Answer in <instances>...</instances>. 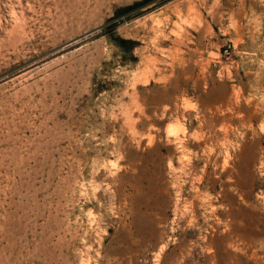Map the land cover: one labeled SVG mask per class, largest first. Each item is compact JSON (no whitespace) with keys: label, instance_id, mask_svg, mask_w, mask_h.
<instances>
[{"label":"rangeland","instance_id":"374dc122","mask_svg":"<svg viewBox=\"0 0 264 264\" xmlns=\"http://www.w3.org/2000/svg\"><path fill=\"white\" fill-rule=\"evenodd\" d=\"M0 264H264V0H0Z\"/></svg>","mask_w":264,"mask_h":264},{"label":"trees","instance_id":"16d2710c","mask_svg":"<svg viewBox=\"0 0 264 264\" xmlns=\"http://www.w3.org/2000/svg\"><path fill=\"white\" fill-rule=\"evenodd\" d=\"M130 8H131V7H128V8H126V9L128 10V9H130Z\"/></svg>","mask_w":264,"mask_h":264}]
</instances>
